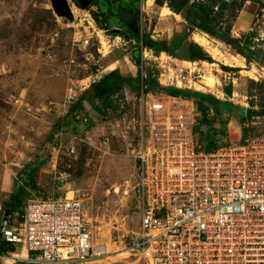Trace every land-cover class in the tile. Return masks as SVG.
<instances>
[{"label": "rangeland", "instance_id": "obj_1", "mask_svg": "<svg viewBox=\"0 0 264 264\" xmlns=\"http://www.w3.org/2000/svg\"><path fill=\"white\" fill-rule=\"evenodd\" d=\"M67 1L71 19L57 16L51 0H0V220L14 194L22 202L25 195L27 199L50 198L76 187L84 199L85 220L91 225L94 241L120 253L131 246L139 229L135 192L139 166L133 155L142 138H150L152 104L166 107L163 113L154 114L156 118L179 112L193 120V139L201 150L212 140L228 144L264 136V0L251 1L256 9L250 29L243 35L251 34L252 41L242 44L247 58L214 36L228 31L232 35L239 13L232 6L236 0H225L228 6L223 11L213 4L215 13L205 7L190 11L191 22L208 14L204 22L211 20V35L191 27L182 17L174 19L168 0H140L138 25H128L133 16L130 11L121 15L124 24L119 30L134 35L128 39L110 34L106 24L97 25L90 14L94 5L81 10ZM185 33L208 41L207 46L198 44L201 49L192 51L193 59L206 61L197 69L191 63L179 66L171 60L173 55L162 52L172 51L174 36ZM130 39L142 44L140 54L145 59L139 88L130 86L131 90L125 88L123 94L109 98L104 104L105 117L94 119V124L87 115L92 112L87 101L70 117L77 101L114 70L109 69L114 59H119L116 68L120 74L135 75L130 56L138 46ZM211 56L218 60L217 65L207 64ZM186 76L190 82H181ZM146 79L179 88H196L194 81L219 103H198L197 99L168 102L159 94L147 97L142 90ZM226 89H230L229 95ZM150 92L156 93L154 89ZM221 102L242 111L226 112ZM14 213L8 217L13 218ZM118 252L109 255L108 264L141 263L136 252Z\"/></svg>", "mask_w": 264, "mask_h": 264}, {"label": "built area", "instance_id": "obj_2", "mask_svg": "<svg viewBox=\"0 0 264 264\" xmlns=\"http://www.w3.org/2000/svg\"><path fill=\"white\" fill-rule=\"evenodd\" d=\"M165 110L152 104L150 138L133 155L139 229L127 250L140 264H264V136L201 150L193 120L179 112L155 117ZM8 218L0 237L11 264H108L79 188L31 196Z\"/></svg>", "mask_w": 264, "mask_h": 264}, {"label": "trees", "instance_id": "obj_3", "mask_svg": "<svg viewBox=\"0 0 264 264\" xmlns=\"http://www.w3.org/2000/svg\"><path fill=\"white\" fill-rule=\"evenodd\" d=\"M236 1H238L237 4L234 3V4H232V6H233L234 10L238 12L241 10V8L243 7V5L246 1H252V0H236ZM220 2H221V5H220ZM215 3L219 4V8L221 11H223L228 6L226 4L227 2L225 0H207L206 4L205 3L202 4V3L194 2V1L191 2V0H168L167 1V7L172 12L179 14L183 20L188 21L190 23L191 27L197 28L200 31L211 35L212 34L211 33V27L209 26V22L211 20L208 19L206 22H204V20L208 16V14H206L205 19H203V20L199 19V20H196L194 22L190 21L188 14L190 13V11L192 9H196L197 7L199 10H200V8L205 7L203 9H206V10L211 11V12L213 11V13H215L214 12L215 7L213 6V4H215ZM186 36H187V34L185 33L184 35H182V38H180L179 41H177L178 36H177V39H175L176 47L178 50H182V48H181L182 47V40H184ZM214 36H215V38H217L221 42H223L226 45L231 46V48L237 50L239 52V54H241L244 57H246V55L244 54V49L242 48V44L243 43L248 44L250 41H252V35L251 34L243 35L240 38H232L229 31L226 34H214ZM192 48H193V50L201 49L195 43L192 44ZM169 54H170V51H169ZM171 55H173V54H171ZM174 57L181 59V57L179 58V55H174ZM183 59H185V58H183ZM145 82H147V83H145V89H144L145 93H149L150 90L154 89L155 92L164 93V94H167L169 96L181 98L184 100L197 99L199 101L198 103L216 101L217 105L219 103L217 100H213L209 95H205V94H202V93L194 91V90L180 89L177 87H166V86H162V85L158 84L154 80H149V79L148 80L146 79ZM124 83H125V78L120 75L118 70H113V71L109 72L108 74L104 75L92 87V90L89 94L82 96L81 99H79L77 101V105L73 108L72 111H70V112H72L70 117H72V118L75 117L74 113L83 109L84 105L82 103L84 101H87L92 106L91 107L92 112L88 114V117H89L91 124H94L92 122L94 119H96L98 117L103 118V116L106 115L104 104L107 102V100L109 98L113 97L114 95L123 94ZM130 86L134 87L135 89L136 88L138 89L139 83L137 82V80H133V81H131ZM226 94L227 95L230 94V89H226ZM198 105L201 109H204V107H202L201 104H198ZM220 105L222 108L226 109V112H239V111L241 112L242 111L238 106H235L232 104H227L226 102H223V103L221 102ZM99 120L101 122L102 119H99ZM97 122H99V121L97 120ZM205 124L206 125H213L210 123H205ZM71 128L74 131L76 130L75 127H73V126ZM215 133L216 132H214V134ZM219 145H222V144H217L216 141L212 140L210 142L208 148L205 150L215 149ZM33 174H34L33 172L31 174H29V185H31V186L33 183ZM23 193H24V191H23ZM22 195L23 194H21V196ZM55 197H57V196H55ZM26 200H27V195H25L24 201L21 202L20 197H18V196H16V194H14L11 202L6 205V209L9 210L8 215L12 212L22 213V208L24 207ZM5 252H6V248H5V245L2 242L1 237H0V255L4 254Z\"/></svg>", "mask_w": 264, "mask_h": 264}, {"label": "crops", "instance_id": "obj_4", "mask_svg": "<svg viewBox=\"0 0 264 264\" xmlns=\"http://www.w3.org/2000/svg\"><path fill=\"white\" fill-rule=\"evenodd\" d=\"M169 9V8H168ZM255 5H254V3L253 2H251V1H246L245 3H244V5H243V7L241 8V10L239 11V13H238V17H237V19L235 20V22L233 23V26H232V28H233V30L231 31V33H232V35H231V37L232 38H238V37H240L241 35H243L244 33H246L249 29H250V24L252 23V20H253V17H254V13H255ZM170 10V9H169ZM171 11V10H170ZM171 13V15L174 17V19H177V17H181L179 14H176V13H174V12H170ZM73 17V16H72ZM71 17V18H72ZM181 19V18H180ZM181 21V20H180ZM95 23H96V21H95ZM237 31V32H234V31ZM193 36H194V34L192 33V35H191V37H189V35L188 36H186L185 37V39L184 40H182V50H178L177 49V47H176V42H175V39H177V35H175L174 36V38H173V40H172V42L174 43V46H173V49H172V51H170V54H173V57L171 58V60H173V61H175L176 62V64L177 65H179V66H184V64L183 63H191V64H194V65H196L195 66V69H197L196 67L199 65V64H204L206 61H204L203 59H193L192 58V51H193V48H192V44L193 43H195L194 42V40H193ZM180 38H182V35L180 36V37H178V40L177 41H179L180 40ZM126 39H128V38H126ZM130 42H132V43H134V44H136V46H138V47H136V48H133L132 49V53H131V60L134 62V64L133 63H131V65H132V68H135V75L134 74H129V75H127V76H124V75H122V74H120L121 76H123L124 78H125V83H124V89L125 88H129L130 89V85H131V81H133V80H135V79H138L137 80V82L139 83V85H140V74H139V72H138V68L140 67V65H142V63H143V61L145 60V59H142L141 58V54H140V51H141V49H142V44L139 42V43H137V42H135V40H133V39H130ZM196 45H198L197 43H195ZM161 52V51H160ZM159 52V53H160ZM162 52H165V54H169V52H167V51H162ZM161 54V53H160ZM174 55H179V58L181 57V59H178V58H176V57H174ZM159 56V55H158ZM171 56V55H170ZM153 58H158L157 57V55H154L153 54ZM183 58H185V59H183ZM124 59H128L127 57H125ZM118 58H116V59H114L111 63H110V65L111 64H113V63H116V65H118ZM147 61V60H146ZM217 61L218 60H216V58H213L212 56H211V61H209V62H207V64H211V65H217L216 63H217ZM129 63H130V61H129ZM147 64V66H148V63H146ZM109 65V66H110ZM116 65L114 66V70H118V68H116ZM135 65V66H134ZM146 66V67H147ZM185 67V66H184ZM238 67H240V66H238ZM113 71V70H112ZM178 71H180L181 72V76H182V70H178ZM111 72V71H110ZM118 72H119V70H118ZM191 73H192V71H191ZM108 74V73H107ZM104 75H106V74H104ZM178 76V75H177ZM137 77V78H136ZM199 77V76H198ZM191 78H193V79H196V78H194V76H191ZM146 81V80H145ZM191 81H192V79H191ZM196 81H198V78L196 79ZM181 82H190L189 80H188V76H186L184 79L183 78H181ZM193 83L192 84H196V82L194 83V81H192ZM144 83H147V82H144ZM158 84H159V82H157ZM160 85H162V84H160ZM163 86V85H162ZM202 86V85H201ZM166 87H171V86H166ZM175 87H177V88H179L180 86H178V85H176ZM181 87H183V88H180V89H189L190 87H188V86H181ZM184 87H187V88H184ZM204 87V86H203ZM204 89H206V88H204ZM131 90V89H130ZM189 90H194V91H197V92H200V93H202V94H205V95H208V94H206L205 92H204V90H199V89H197V88H190ZM146 94V96L147 97H153V95H157V94H159L161 97H163L164 98V101H168V102H172V101H174V100H184V99H181V98H176V97H172V96H169V95H167V94H164V93H158V92H156V93H151V92H149V93H145ZM164 106V105H163ZM88 115V114H87ZM81 123L82 124H85L86 123V118L85 119H83L82 121H81ZM81 124V125H82ZM11 252H13L14 254H18V255H24L23 253V250L21 249V248H16V249H11ZM4 254H2V255H0V261H1V264H4V259L6 258V257H2Z\"/></svg>", "mask_w": 264, "mask_h": 264}, {"label": "flooded vegetation", "instance_id": "obj_5", "mask_svg": "<svg viewBox=\"0 0 264 264\" xmlns=\"http://www.w3.org/2000/svg\"><path fill=\"white\" fill-rule=\"evenodd\" d=\"M99 2L109 3L110 7L107 13L104 14V12L100 11ZM93 5L95 6V9L91 8L90 12H93L96 24L97 25L99 24V26L106 24L107 28H116L119 30V26L124 24L121 15H123L124 13H128L129 11L131 12V14H133V16H132V20L128 23V25L130 27H134L136 26V24L138 25L139 17L136 14H137V9L139 8L140 5V0H92V5L90 7H92ZM127 5H130V8H128ZM112 7H114L115 9L113 15L111 10ZM98 15L102 17L101 18L102 21L99 20ZM121 36L125 38H129V37H133L134 35L121 33Z\"/></svg>", "mask_w": 264, "mask_h": 264}, {"label": "water", "instance_id": "obj_6", "mask_svg": "<svg viewBox=\"0 0 264 264\" xmlns=\"http://www.w3.org/2000/svg\"><path fill=\"white\" fill-rule=\"evenodd\" d=\"M70 1L81 10H87L92 5V0H70ZM51 3H52L53 11L57 14V16L71 19L72 17L71 6L69 5L67 0H51ZM109 7H110L109 3L99 2L100 11L104 12V14L108 12ZM111 10L113 15V13L115 12L114 7H112ZM90 14L94 18L93 12H90ZM107 29L109 30L110 34H117L121 36V32L118 29L116 28H107ZM8 213L9 210L5 209L2 218L0 220V228L8 226L9 224Z\"/></svg>", "mask_w": 264, "mask_h": 264}, {"label": "bare ground", "instance_id": "obj_7", "mask_svg": "<svg viewBox=\"0 0 264 264\" xmlns=\"http://www.w3.org/2000/svg\"><path fill=\"white\" fill-rule=\"evenodd\" d=\"M193 40H194V42L195 43H197V44H199V45H201V46H207V43H208V41L206 40V39H204V38H201V37H198L196 34H194V36H193ZM116 65V63H113V64H111L110 66H109V69H113L114 68V66ZM185 65V64H184ZM164 82V81H163ZM195 85V87L197 88V89H199V90H203V87L201 86V85H198V84H194ZM210 86H213L212 84H210ZM148 106V105H147ZM92 240H93V243H94V245H96V246H101L102 247V250H104L105 252H106V254H112V253H114V252H118V250H115L114 252H110L109 250H108V248H107V245H105L104 243H102V242H96V241H94V237H93V233H92ZM110 240V239H109ZM101 241V240H100ZM128 252H131V251H129V250H126V251H122V252H118L119 254H127ZM109 258H110V256H108ZM4 264H11V260L10 259H8V258H5L4 259Z\"/></svg>", "mask_w": 264, "mask_h": 264}]
</instances>
